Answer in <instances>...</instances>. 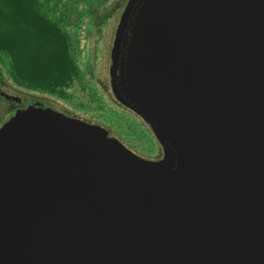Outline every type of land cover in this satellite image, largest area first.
Returning <instances> with one entry per match:
<instances>
[{
	"label": "water",
	"instance_id": "obj_1",
	"mask_svg": "<svg viewBox=\"0 0 264 264\" xmlns=\"http://www.w3.org/2000/svg\"><path fill=\"white\" fill-rule=\"evenodd\" d=\"M107 61L157 153L18 99L0 119V264H264V0H137Z\"/></svg>",
	"mask_w": 264,
	"mask_h": 264
},
{
	"label": "rangeland",
	"instance_id": "obj_2",
	"mask_svg": "<svg viewBox=\"0 0 264 264\" xmlns=\"http://www.w3.org/2000/svg\"><path fill=\"white\" fill-rule=\"evenodd\" d=\"M136 1L41 0L43 10L66 35L73 64L70 79L65 85L55 87L22 80L14 73L10 57L3 51H0V76L57 106L111 126L140 152L150 151L155 141L152 135L139 119L111 100L98 79L100 44L104 41L107 55L114 27L129 14L130 6Z\"/></svg>",
	"mask_w": 264,
	"mask_h": 264
},
{
	"label": "trees",
	"instance_id": "obj_3",
	"mask_svg": "<svg viewBox=\"0 0 264 264\" xmlns=\"http://www.w3.org/2000/svg\"><path fill=\"white\" fill-rule=\"evenodd\" d=\"M66 35L41 0H0V51L20 79L42 86L65 85L72 62Z\"/></svg>",
	"mask_w": 264,
	"mask_h": 264
},
{
	"label": "flooded vegetation",
	"instance_id": "obj_4",
	"mask_svg": "<svg viewBox=\"0 0 264 264\" xmlns=\"http://www.w3.org/2000/svg\"><path fill=\"white\" fill-rule=\"evenodd\" d=\"M105 39V35L103 36V40ZM102 40V41H103ZM104 48H105V44L104 41L101 42L100 47H99V54L97 57V63H98V79L103 83V87L104 90L106 92V94L111 98L110 96V91L108 88V79H107V71H108V67L106 65L107 60H108V54L106 55V53L104 52ZM110 49V46H109ZM109 53V52H108ZM29 99V100H40L43 103H46L48 105H52L53 107L57 108V109H61L63 111H70L67 109H64L60 106H57L54 102H52L51 100H48L42 96L37 95L36 93L30 92L28 90H25L24 88H20L18 85L16 84H11L7 79L3 78L0 76V119L1 117L4 115V113L9 109V107L12 104H15L18 102V99ZM111 100L121 109L129 112L128 110L124 109L122 106L118 105L112 98ZM72 112V111H71ZM130 114H132L131 112H129ZM133 116H135L134 114H132ZM136 117V116H135ZM137 119H139L138 117H136ZM140 120V119H139ZM96 121V120H94ZM100 122V121H97ZM103 123V122H100ZM105 124V123H103ZM112 132L115 133V135L128 147L134 149V150H138L133 144H131L128 140H126L124 137H122L115 129H113L111 126L105 124ZM158 150V146L157 143L154 141V146L153 148L148 151V152H142L143 154L146 155H154L157 153Z\"/></svg>",
	"mask_w": 264,
	"mask_h": 264
}]
</instances>
